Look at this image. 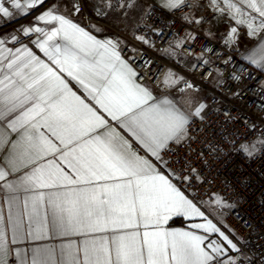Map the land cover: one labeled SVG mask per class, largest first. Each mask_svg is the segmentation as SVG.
<instances>
[{
  "label": "snow or ice",
  "instance_id": "1",
  "mask_svg": "<svg viewBox=\"0 0 264 264\" xmlns=\"http://www.w3.org/2000/svg\"><path fill=\"white\" fill-rule=\"evenodd\" d=\"M9 2L26 15L44 0ZM181 3L183 0H168L169 7ZM241 3L261 17L259 25L254 26L255 16H251L247 35H255L257 29L264 32V0ZM106 7L113 11L133 8L135 0H108ZM74 10L80 11L75 6ZM236 12L244 15L239 7ZM0 14L13 15L4 0H0ZM36 20L43 21L47 30L35 26L21 31L48 57V63L18 36L11 37L13 47L0 38V181L4 182L0 187L10 193H33L23 200L27 238L47 239L49 223L52 230L65 236L104 231L111 225L124 234L111 240L103 237L99 244L86 243L83 261L71 245L61 246V264H237L230 256L231 251H240L233 239L217 226L218 222L206 217L194 202L197 197L185 195L153 163L154 158L169 167L161 153L171 151V143L180 144L187 138L189 114L173 100L161 99L160 94H154L155 89L140 83L142 74L122 58L119 40L98 39L52 12ZM17 42L20 47H15ZM255 55L253 52L247 57L254 64L258 63ZM260 59L264 60V46ZM65 70L84 93L72 91L63 75ZM204 107L201 104L192 118L201 117ZM193 171L189 168V173ZM13 174L18 175L11 179ZM37 188L65 191L45 196ZM17 199L14 196L9 203ZM216 203L231 206L219 195ZM42 205L46 206L43 212ZM173 214L189 220L201 217L206 222H193L189 230L172 233L145 231L142 237L139 231H129L139 228L141 222L145 227L151 224L159 228ZM8 222L12 227L11 243L24 240L23 221H13L9 214ZM33 252L36 255L32 264H56L53 249L35 248ZM9 254L5 219L0 215V264H7ZM245 259L252 264V258Z\"/></svg>",
  "mask_w": 264,
  "mask_h": 264
},
{
  "label": "built area",
  "instance_id": "2",
  "mask_svg": "<svg viewBox=\"0 0 264 264\" xmlns=\"http://www.w3.org/2000/svg\"><path fill=\"white\" fill-rule=\"evenodd\" d=\"M54 1L47 0L46 4ZM64 1L71 16L79 18L90 32L99 34L95 28L99 25L127 41L123 56L142 74V84L167 92L164 78L170 69L185 73L180 84L184 89L205 86L218 77L216 87H209L207 113L192 118L187 138L180 144L171 143V151L161 154L169 165L164 169L181 191L190 198L197 197L194 202L199 206L215 203L218 195L231 205H217L218 213L251 247L248 257L252 264H260L264 257V73L246 63L239 49L214 40L195 20L187 19L192 13L206 15L212 1L184 0L166 11L154 0H135L134 9L149 6L135 32L116 29L92 14L88 0ZM11 12L18 13L14 8ZM18 17V22L25 19ZM177 38L181 44L171 59L166 52ZM190 61L196 62L194 67L189 66ZM237 75L239 79L234 78ZM189 168L194 171L189 173ZM184 176L188 179H181Z\"/></svg>",
  "mask_w": 264,
  "mask_h": 264
},
{
  "label": "crops",
  "instance_id": "3",
  "mask_svg": "<svg viewBox=\"0 0 264 264\" xmlns=\"http://www.w3.org/2000/svg\"><path fill=\"white\" fill-rule=\"evenodd\" d=\"M115 2V0H113ZM127 1V0H125ZM184 1V0H183ZM213 3V0H211ZM47 0H44L43 5L39 2L35 7L31 9V11L24 15L18 11L21 17H25L23 21L18 22V20L12 15L11 17H5L3 14H0V38L4 39L7 42L8 47H13L11 37L18 36L19 41L27 44L28 48H30L33 52L41 57L45 63H48V57L43 54L38 48H36L33 44L29 43L28 37H25L21 31L22 28L25 27H35L40 26L44 27L47 30V25L43 21H37L36 17L43 15L45 12H52L56 15H63L66 19L71 20L73 23L77 24L79 27L87 30L82 21L80 19L74 18L69 13V5L64 0H55L50 4H46ZM5 7L9 8L11 12L12 5L9 0H4ZM154 4L158 7L170 11L175 7L168 6V0H154ZM144 5V4H143ZM230 5H235V7H230ZM146 7V6H145ZM236 7H239L243 10L244 15L241 16L240 13L236 12ZM149 8V7H148ZM119 10V9H118ZM222 10V11H221ZM130 13V14H129ZM251 10L247 8L246 5L241 3V0H215L213 6L210 7L207 14L204 16H197L196 14H190L187 16V19L195 20L199 27L211 38L217 40L226 46L239 49L242 52V59L248 63L250 66L260 70L264 73V60L260 59V50L262 46H264V39H261V36L264 35V32H261L257 29L255 35L249 36L247 35L248 22L251 20V16H255V25L258 26L261 17H259L256 13H251ZM97 16V15H96ZM98 18L104 20L110 26L124 30L125 32H135L138 27L142 24V21L139 24L134 23L131 19L134 17V10H127L125 16H121L119 12H116V16L113 20L105 17V16H97ZM128 17V18H126ZM243 21V23H238V21ZM6 23H12L10 26L5 27ZM96 30L100 32L99 34H94L98 39H112L114 42L119 40L120 48L122 49L121 55L122 58L127 61L129 64V59L123 56V51L127 46V41L118 35L116 32L112 31L109 28H103L102 26H95ZM232 28H236V32L233 33ZM35 35L32 36L34 40ZM57 41L61 44L64 43L63 40L57 38ZM20 42H17L15 47H20ZM181 42L180 39L177 38L173 45L167 50V56L171 59H174L178 53V49ZM253 52L256 53L255 59L258 63L254 64L251 60L247 59V57L252 56ZM195 61H190L189 66L194 67ZM131 65V64H130ZM68 81H70L69 87L72 88V91H75L77 95H81L84 93V89L80 87L76 83L75 80H72L71 77L67 76V70H65L63 74ZM185 73H180L173 69H170L165 78L164 84L168 88V91L165 93L160 92L159 90L153 88L152 86H148L150 88L155 89L154 94H160L161 99H169L173 100L174 103L177 104L178 107H181L186 113L190 116V121L192 119L193 114L196 109L201 105H205L202 110L201 116L207 113L209 105V87L215 88L217 83V76H214L209 83L205 86L201 84H197L189 89H184L180 86L181 82L185 79ZM86 94V93H85ZM111 119L110 117L108 118ZM112 124H115V121H111ZM185 140V139H184ZM183 140V141H184ZM182 141V142H183ZM162 154V153H161ZM153 163L157 164L158 170H162L164 174L168 175L165 172L164 164L157 163V161L153 158ZM16 175L13 174L10 178H16ZM117 175H120L119 173ZM4 182L0 181V185ZM83 187H91L94 185H82ZM38 192H44L45 196H47L50 192L60 191L63 193L64 189H46V188H37ZM31 196L33 193H10L5 188L0 187V215H3L5 219V243L8 245L10 254L7 257V264H32V259L36 255L33 252L35 248H51L55 251V260L56 264H61L62 257L60 256L61 246L71 245L73 253L77 256L80 261H83L84 254L83 248L86 243L91 244L93 242L99 244L103 237H108L109 240L112 237L124 234V232L120 230H114L111 225L104 231L97 230L94 233H70L69 235H61L56 231L52 230L51 224L49 223L47 239L44 240H31L26 236L27 226H28V218L24 210L23 200L25 196ZM185 195H187L185 193ZM18 197V199L14 203H9V201L14 197ZM188 196V195H187ZM189 197V196H188ZM190 198V197H189ZM199 206V205H198ZM201 211L205 212V215L208 219L213 220V223H217V226L221 228L222 231L225 232L226 235H229L230 239H233V242L237 244L238 249L240 251H231L230 256L232 259L238 261H242L245 257H248L251 247L242 242L239 237L227 226L225 223L224 217L218 213L217 203L207 204L205 207H201ZM42 212L46 210V206H41ZM9 214H11L12 220L15 221L17 219H21L23 221V226L25 229L24 240H18L16 244H12V227L11 223L8 222ZM50 219V217H49ZM205 223L206 221L201 217H193L192 220L187 218L176 216L173 214L168 220L162 221L161 226L159 228H153L151 224L145 227L144 222L140 223L139 228L129 229V231H139L141 233V237L145 231L148 232H160L163 233L167 231L168 233H172L176 230H189L190 223ZM155 222L153 221L152 224ZM151 238V237H150ZM159 239L162 241L164 237L161 235ZM169 241L171 240V236L168 237ZM17 251L20 252V256H17ZM260 264H264V257L261 260Z\"/></svg>",
  "mask_w": 264,
  "mask_h": 264
},
{
  "label": "rangeland",
  "instance_id": "4",
  "mask_svg": "<svg viewBox=\"0 0 264 264\" xmlns=\"http://www.w3.org/2000/svg\"><path fill=\"white\" fill-rule=\"evenodd\" d=\"M107 2H108V0H88V7L91 10L92 14H94L95 16L96 15L97 16H105V17H107V18H109L111 20H113L114 17L116 16V12H119L121 14V16H123V18H124L125 13L127 12V10L130 11V9H133L134 10V17H132L133 19H131V20L134 23H136V24H139L142 21V19L144 18L145 14H146V12L148 10V7H149L148 5L144 4V5H140L136 9H134V8H124V9L118 8L119 10L117 9V10L113 11V10L108 9L106 7ZM123 2L127 3V1H123ZM113 3H115V2L113 1ZM12 9H13V7L11 8V10ZM97 9L99 11H97ZM69 13H70V9H69ZM12 14L17 20H19V17H18L20 15L19 13H17V14L12 13ZM126 18H128V17H126ZM77 19H79V18H77ZM131 51L132 52L134 51L133 47H131Z\"/></svg>",
  "mask_w": 264,
  "mask_h": 264
},
{
  "label": "trees",
  "instance_id": "5",
  "mask_svg": "<svg viewBox=\"0 0 264 264\" xmlns=\"http://www.w3.org/2000/svg\"><path fill=\"white\" fill-rule=\"evenodd\" d=\"M173 43H174V42H173ZM173 43H172V45H173ZM172 45H171V46H172Z\"/></svg>",
  "mask_w": 264,
  "mask_h": 264
}]
</instances>
